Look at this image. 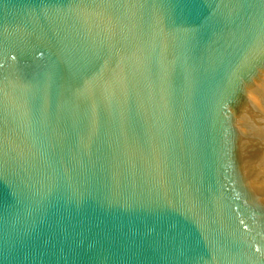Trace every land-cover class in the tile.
Returning a JSON list of instances; mask_svg holds the SVG:
<instances>
[{
	"label": "water",
	"instance_id": "obj_1",
	"mask_svg": "<svg viewBox=\"0 0 264 264\" xmlns=\"http://www.w3.org/2000/svg\"><path fill=\"white\" fill-rule=\"evenodd\" d=\"M0 264H264V0H0Z\"/></svg>",
	"mask_w": 264,
	"mask_h": 264
}]
</instances>
